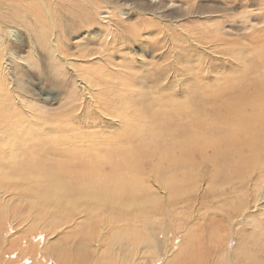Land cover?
Returning a JSON list of instances; mask_svg holds the SVG:
<instances>
[{"label":"rangeland","instance_id":"374dc122","mask_svg":"<svg viewBox=\"0 0 264 264\" xmlns=\"http://www.w3.org/2000/svg\"><path fill=\"white\" fill-rule=\"evenodd\" d=\"M36 1L31 3L29 0H0V36L4 35L0 38L8 47L5 54L3 50L0 54V187L5 188L8 194H17V198L18 195L32 198L35 195L26 192L27 184H32L33 188L36 187L34 184H65L75 190V187L81 185L93 186L92 184L101 183L102 186L107 185L110 188L115 186L120 190L132 185L122 184L126 178L135 176V184H141L137 185L138 188L150 192H147L150 194L149 198L154 200L158 184H165L176 172L175 176L178 177L176 184H179L182 172L183 174L187 172L188 180L183 184L199 185L203 192L197 199L192 196L195 200H191L184 209L179 210L178 204L173 212L162 213V208L166 207L164 202L159 210H143V218H140L139 210L126 216L117 209L101 208L105 209L106 214L101 211L97 214L98 223L102 220L104 226L111 225L107 228L117 226L116 230L121 233L118 236L133 233L134 241L137 240V253H141L135 259L136 264H155L158 259H164V255L169 251L170 254L176 252L174 239L178 238L177 233L194 228V218L206 216L205 223L212 221L215 212L226 211L242 192L250 193L243 188L230 193L231 189L228 186L230 182L238 184L240 178L245 176L248 170L251 171L249 167L237 177L236 174L234 175L235 172L228 171L222 163H219L215 173L210 162L212 151L199 150L207 146V144L205 147L203 145L207 141H218V136L209 132H199L198 135L201 134L203 138L194 142V145L201 143L199 149L189 152L188 155L184 153L185 148L180 144L184 139L183 134L187 133L185 128L193 133H190L189 139L197 135L191 122L184 118L182 120L189 125H185L182 129L180 116L175 112L181 109L180 104L182 105L183 102L193 107V104H199L198 102L204 99L200 94L201 91L193 90L191 79L198 73L194 68L196 62L192 56L195 53L199 55L203 53L201 49H190L183 43L182 33L177 32L172 22L195 35L200 33L197 31L198 24H206L207 21L199 22L200 18L196 10L186 8L184 4H189V0H140V3L144 2L147 5L146 14L141 15L136 9L127 6L121 10L120 15L123 20L119 21H116L117 18L113 15L111 7L105 8V0ZM192 2L195 3L194 0ZM260 2L261 5L255 1L247 8L246 21L251 23L249 28L254 26V31L246 30L239 36L235 34L233 37L234 41H239L238 45L232 44L236 45L234 48L245 47L242 55L245 54L244 57L248 55L250 67L248 65L244 69L243 80H240H245L246 84L255 79L259 82L264 80V59L261 58L262 52L259 51L264 50V37H262L264 36V0ZM197 4L201 7L197 12L202 17L211 13L217 16L222 13L220 9L225 8L221 0H197ZM181 5H184V8ZM237 9L233 12L232 18L229 16L231 20L234 17L237 20L240 16ZM83 11L88 15L80 18L79 15ZM152 13L163 15V23ZM220 21L223 20L216 19L215 23ZM114 23L118 25V31H114V26L111 27ZM256 30H259L258 34ZM165 34H171L175 42ZM164 36L166 42H163ZM11 51L18 59L12 60ZM173 51H178L180 56L176 59H179V62L174 63ZM189 51L193 53L192 58L188 56ZM61 57L69 59L70 67L64 65ZM254 65L259 67L260 71L256 72ZM176 66L180 73L185 75L184 85L187 86H175L178 76L173 73L176 72L174 69ZM158 68L160 70H157ZM214 70L216 72L211 76L210 82L219 74L220 67ZM98 71L102 74L100 75ZM164 72L167 73L166 77H169L166 84L168 86H160L157 82L163 77ZM235 73L234 70H230L227 75L235 76L237 75ZM241 74L242 72L238 75ZM79 81L85 84L90 82V88L85 90L83 87L86 85L82 86ZM248 85L220 104L241 97H245L247 103L258 101L259 98L264 100V85L261 88ZM204 102V104L209 103L206 100ZM186 106H182V109ZM210 106L215 108L214 101ZM250 106L253 107V103ZM128 121L133 127L127 124ZM44 123L62 132L59 135L54 133L52 135L50 129L44 130ZM36 124L40 126L37 127ZM67 137H71L72 140ZM76 137L84 143L72 147L66 145L68 139L74 141ZM114 142L115 144H112ZM260 158L264 168V155H260L258 159ZM251 159H247V163ZM219 168L227 170L234 176L233 179L225 181L221 176L216 178ZM258 170L261 174L254 179L253 184H264V169ZM36 176L39 178L38 181L33 180ZM12 177L17 179L10 181ZM183 187L178 197L187 190V185ZM221 194L227 196V199ZM15 198L13 197L12 200L14 201ZM134 198L141 199L138 196ZM3 206L0 203V217L7 224L6 229L12 226L13 220L23 223L24 227L30 225L31 220L26 217L30 208L27 200L20 204L8 203L9 214L2 210ZM45 210L40 211L38 206L34 214V218L44 216L47 222L45 225L49 224L47 230L43 228L34 232V241L40 242L41 245L25 244L27 248L22 253L20 250L12 249L10 242L7 244L0 239V264H119L118 259L106 252L108 242L115 236L114 231L95 236L99 237V243L102 244L100 252L95 254L86 248L88 239L85 237L86 229L94 223L87 225L84 222L80 223L84 225L75 235L74 232L79 225L76 224V220H79V217L74 215L65 219L61 214V206L56 208L53 215H47ZM183 212L191 215L188 223H184L188 216ZM90 218L95 220V215ZM135 219L138 226L153 227V232H137L133 225ZM180 220L184 222L179 224ZM255 220L259 222L258 224H262L264 216L258 214ZM131 224L132 230L127 228ZM186 224L188 227L185 226ZM248 231L249 228L247 233L251 235ZM212 232L213 225L209 228V233ZM48 235L57 238L75 235L81 241H70L71 244L65 248L60 262L54 255L58 248L44 243ZM139 235L147 238L155 237L167 241L169 245L157 246L155 248L157 252L153 255L149 254L152 249H148L145 255L146 249L142 250L144 244ZM233 245L231 243L230 247H234ZM214 248V245H209L210 250ZM197 254L198 251L193 250L190 257L193 258ZM208 255L211 264L214 256L212 253ZM140 257L143 259L139 260ZM153 257H156L155 261Z\"/></svg>","mask_w":264,"mask_h":264},{"label":"bare ground","instance_id":"6f19581e","mask_svg":"<svg viewBox=\"0 0 264 264\" xmlns=\"http://www.w3.org/2000/svg\"><path fill=\"white\" fill-rule=\"evenodd\" d=\"M29 1L31 3L37 2L36 0H29ZM85 1H89V0H85ZM192 1L189 0V4H184L186 8L190 10L192 9L196 10V14L200 18L198 19L199 22L204 23L205 20L207 21L206 24H198L197 31H199L200 33L192 35L191 34L192 32L190 33L189 31L179 28L177 26V23L174 22L172 23L174 24L177 32L179 34L182 33L183 43L187 44V46H189L190 49L195 48L202 50L203 55H199L195 53L192 56L193 53L191 54V51H189L190 55L188 56L189 57L192 56L193 58L192 57L191 58L195 59L196 66L194 68L198 72L194 76L192 75L193 77L191 78L193 81V90L196 92L201 91L200 94L204 96V99H202V102L199 101L198 102L199 104H193L194 105L193 107H190L188 104H186V102L185 103L183 102L182 105L180 104L181 109L182 106H186V105L188 106H186L182 110L180 109L179 111L175 112V114L180 116L182 129H184L185 125L187 126L189 125L186 121H190L194 129V132H197V135L195 137L189 139V135L193 133L188 132V129L185 128L184 130L187 133L186 135L185 133L183 134L184 139L183 141L181 140L180 144L182 148L184 146L185 148L184 153L188 155L189 152L197 151V149H199L201 143H196L194 145L195 141H199L201 138H203L201 134L198 135L199 132H203V133L209 132L210 134H215V136H218L219 137L218 141L217 140L214 142L213 140L212 142L211 140L207 141V143H203L204 147L205 144H207V146L199 150L212 151V159L210 160V162L212 163L215 169L214 170L215 173H217V167L219 163H222L228 171L231 170L235 172L234 175L236 174L237 177L242 175L244 169L248 170L249 167L251 171L248 170L247 174L241 177L240 178L241 180L239 182L237 181L238 184H231L230 182L228 186L231 189L230 193H234L235 191L240 190V188H243V190L249 191L250 193L242 192V194L238 198H236L234 203H232L231 206L226 208L227 209L226 211L221 210L219 213L215 212V216L211 218L212 221L205 223L206 216L194 218L193 219V221L195 222L194 228H189L187 231L182 230L177 233L178 238L174 239V244H175L174 250L176 252L170 254L169 251L167 254L165 255L163 254L165 258L158 259L155 262V264H161V263L175 264L177 262H182V264H210L208 260V256H209L208 254L210 253H212L214 256V259L211 264H264V233H263L264 222L262 223L261 221L262 224H258L259 222L255 220V216L258 214L264 216V184H253L254 179L261 174V172L258 169L260 170L264 169L263 165H261L263 164L262 159L261 158L258 159L260 155H264V100H260V98L258 101L255 100V102H252L253 107L250 106V104L252 103H247L248 101L245 99V97L234 98L231 102L227 101L224 104H220L223 100L225 101L227 97L234 95L235 92L242 90L248 84L254 86H260V88L262 87V85H264V80L262 79H261L262 82L261 81L259 82L258 80L255 79L254 81H249L247 84L245 83V80L240 81L243 80L242 78L244 77L243 74L244 69L249 65L248 63L249 60L247 57L249 50L248 52L246 51L247 56L244 57L245 54L242 55V53L245 51L244 49L245 47L235 49L234 46L238 45L237 42L239 41H234L233 39L235 34L236 36H239L242 32L246 30L252 31L254 29V26H251L249 28L251 23L249 21L248 22L246 21V19L248 18L247 8L248 5L255 3V1L259 5H261L260 4L261 2L260 0H255V1L254 0H221V4L225 6L224 9L223 8L220 9V11H222L221 14L215 16L214 13H211L208 14L206 17H202V15L197 12L201 8L200 5L197 4V0H194L195 3H193ZM160 3L162 5V2ZM231 3H234V5H231ZM104 4L106 9H109L110 7L112 8L113 15L117 18L116 21L123 20V18L120 15V12H122L121 10L126 8L127 6L136 9L141 15L146 14L145 8L147 5L144 2L140 3V0H105ZM184 5H181L182 8H184ZM235 9L239 10L240 16L237 17L238 18L237 20L235 17L231 20L230 17L232 18L233 16L232 14L233 12H235ZM83 13L79 15L80 18L82 16L88 15V13L85 11H83ZM152 14L153 16H156L160 20V22L163 23L164 21L163 15H161L160 13H152ZM216 19H220L223 21L215 23ZM112 26H114V31L119 30V27L116 23L112 24L111 27ZM257 31L259 30L255 31L258 34ZM3 36L4 35H1L0 37ZM166 36L168 38H171V34H168ZM164 38L165 36L163 37V42L164 41L166 42ZM171 39L173 40V42H175V39L173 38ZM255 39L257 41V38ZM235 43L236 45H232ZM5 44L6 42L2 41L0 38V54L2 53V50L4 51V54L5 51L8 50V47H6ZM259 51L262 52L261 58L264 59V50L262 49ZM173 52L175 53L174 55L175 57H173L175 58L174 63L179 62V59H176V57L180 56L178 54V51H173ZM11 54L13 56L12 60L18 59L15 56L14 52L11 51ZM61 59L64 65L70 67L69 59L62 57ZM255 65L253 66V68L256 70V72L260 71L259 67ZM115 67L118 68L119 66L118 67L115 66ZM218 67H220L219 74L214 76V81L210 82V80L212 79L211 76L213 75V73L216 72L214 68L217 69ZM174 69H176V72H174L173 75L178 76L177 79L174 78L176 79L175 86H179V87H182V85L187 86L184 85V83L186 82V78H184L185 75L180 73V71L178 70L179 68L177 66ZM157 70H160V68H158ZM230 70H234L236 72L235 74L237 75L235 74H234L235 76L227 75V72ZM240 71L242 72L241 76L238 75L239 73H241ZM98 72L100 75L102 74L101 71ZM166 72L163 73L162 75L163 77L159 78L158 81L156 80L157 82H159L160 86H164L167 84V80L169 79V77H166L167 75ZM185 74L190 75V73H185ZM79 82L82 86H84L83 84H85V82L82 81ZM89 83L85 84L86 86L83 87L85 88V90H87V88H90ZM241 96L243 95L241 94ZM88 98L90 99V97ZM157 99H160V97H157ZM205 100L209 103L204 104ZM213 101L215 103V108L210 106V104L213 103ZM248 106H250L251 109L250 108L248 109ZM165 114L167 116V113ZM182 118L186 120L185 121L186 123L182 120ZM168 119L170 118L168 117ZM127 124L133 127V125H131L129 121L127 122ZM38 125L40 126V124H36L37 127ZM44 125H45L44 130L50 129L52 135L53 133L55 135H59L62 132V131L61 132L58 131L59 129L56 130V128L50 124L48 125L44 123ZM170 128L171 127L169 126V129ZM48 134L50 133L48 132ZM67 138H71V137H67ZM85 139L84 141H86ZM70 140H72V138ZM70 140L68 139V143L66 144L67 146L72 147L73 145H79L84 143L79 139V137L78 138L76 137L74 141H70ZM205 141H206V137H205ZM100 142L102 141L100 140ZM108 143L110 144V141ZM112 144H115V142ZM87 149L88 148H86V150ZM247 159H251V160H249V162L247 163ZM227 170L225 169L218 170L219 173L216 178L221 176L225 181H229L230 179H233L234 176H232ZM175 174L172 177L169 176L170 179H168L169 181L166 182L167 184L166 183L162 185L158 184V188H156L157 191H155L156 198L154 200H150L149 198L150 194H148L150 192L146 190L144 191L140 190L141 187L138 188L137 185L139 184H135V179H136L135 176L126 178V180H124L122 184H132V185L131 186L127 185V187L121 188L120 190H117L115 186H113L112 188L108 187L107 185L102 186L100 185L101 183L92 184L93 186L89 184L84 186L81 185L80 187L79 186L77 188L75 187V190L66 186L65 184H51V183H49L50 185H47L48 183L34 184L36 186L35 188H33L34 186L32 184H27L28 187H25L26 192L28 191L30 194H33V196L35 195L32 198H28L29 196H27L26 198L19 195H18L19 198H17V194L15 195L8 194L5 191L6 190L5 188L0 187V203L4 205L2 207V210L6 211V213L9 214L8 210L10 209L8 203L18 202L20 204V202L27 200V202L30 203V208L26 213L27 214L26 217L31 220V223L28 227H24L23 223H19L18 220H13L11 223L12 226L6 229L5 227L7 224L0 217V239L4 243L10 242L11 245L10 244L9 245L10 247H12V249L20 250V252L22 253L26 251L27 247L25 244L32 243V246L41 245L40 242L37 241L36 243V241H34L35 239L34 232L38 231L39 229L43 230V228L47 230L49 228V224L45 225L47 222L44 216L34 218L35 216L34 214L36 212L37 207L39 206L40 211L46 209L45 211L47 215L48 214L53 215L56 208L61 206V214L65 217V219H67L68 217H74V215L76 217H79L78 218L79 220H76V224L79 225H77L78 229L74 232L75 235H77V231L80 228H82L85 223L86 225L90 223H94L93 226L91 225L86 229L85 237L88 239L86 246L87 249L89 248L95 254L96 252H100L101 249L100 247L102 244L99 243V237H95V236L101 235L103 232L107 234L110 231H114L115 236L111 238V240L108 242V247L106 249V252L110 253L113 258L118 259L119 264H122L123 262H125V264H132V263L136 264L135 259H137L138 256L141 255V253L139 254L137 253V245H136L137 240L134 241V238L132 236L133 233L126 234L125 236H118L121 233H119L118 230H116L117 226L114 225L111 228H107L111 225L104 226L102 220L99 221L98 223L96 221L99 220L97 214H99L100 211L106 214L105 209H109V210L117 209L120 210L122 213H125L126 216H128V213H132L136 210H139L140 218H143L142 215L143 210H147V211L159 210L162 208L164 202H165L164 205L166 207L162 208L161 212L165 214H167L168 212H173L178 206V204L180 206L179 210L186 208L191 200H195L198 197H200L203 190L200 189L199 185L192 186L188 184H183L188 180L187 172L185 174H183L182 172V175L179 177V181H178L179 184H176L177 175L175 176ZM8 179L10 178L8 177ZM13 179H17V178L12 177L10 181H13ZM38 179H39L38 176H36L33 180L38 181ZM184 185H187V190H184L181 194V197H178L177 195L180 193L181 188H184L183 187ZM139 193L142 194L139 196L138 195ZM143 193L144 194L146 193L147 195L144 196ZM127 194H129V196L126 197ZM11 195H13V197H16L17 199L15 198V200L13 201L12 200L13 197L11 198ZM134 196H138L141 199L137 200L134 198ZM192 196H195L196 198L192 199ZM221 196L227 199V196L223 194H221ZM101 208H105V209H101ZM145 212L146 211H144L143 214H145ZM183 214L187 215L188 217H186L185 222L183 220H180L179 224L183 222L188 223L187 221L191 217L189 213L183 212ZM92 215H95V220H90L91 219L90 216ZM164 216H168V215H164ZM82 222H84L83 225L80 224ZM65 224L63 226H65ZM133 225L136 227L137 232H142V231L153 232L154 229L153 227L148 228L147 225L138 226L136 223V219ZM133 225L131 224L130 226H127V228L132 230ZM211 225H213V232L209 233V228ZM67 226L68 225L66 224V227ZM185 226L188 227L187 224ZM62 228H60V230ZM248 228H249L248 232H251V235H248L247 233ZM258 228H260V230ZM75 235L72 236L65 235L58 238L54 235H52V237H49L48 235L45 238L44 243L45 245L58 248L57 252L54 255L61 262L62 260L61 257H63V252L65 248L69 244H71L70 241L72 240L81 241ZM140 236L141 235H139V238L144 244L143 247L141 246L140 247L142 248V250L146 249L145 255H147L148 249H152L149 251V254L153 255L155 254L154 252H157L155 249L157 246L168 247L169 245L167 241L165 242L155 237L147 238L145 236H141V237ZM231 243L234 244L233 245L234 247H230ZM141 244L142 243H140L139 245ZM209 245H214L215 248L210 250ZM235 248L237 249L235 250ZM140 250L141 249H139V251ZM193 250H197L198 254L195 257L191 258L190 254L192 253ZM160 252H162V250ZM153 258H154L153 261H155L156 257ZM142 259H143L142 257L139 258V260Z\"/></svg>","mask_w":264,"mask_h":264}]
</instances>
